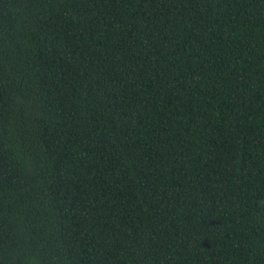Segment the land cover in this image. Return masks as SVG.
<instances>
[{
	"label": "trees",
	"instance_id": "trees-1",
	"mask_svg": "<svg viewBox=\"0 0 264 264\" xmlns=\"http://www.w3.org/2000/svg\"><path fill=\"white\" fill-rule=\"evenodd\" d=\"M0 264H264V0H0Z\"/></svg>",
	"mask_w": 264,
	"mask_h": 264
}]
</instances>
